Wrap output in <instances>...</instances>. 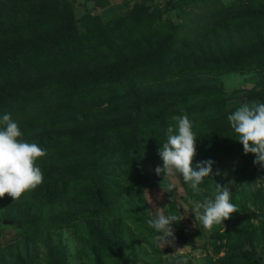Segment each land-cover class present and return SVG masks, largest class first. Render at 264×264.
I'll use <instances>...</instances> for the list:
<instances>
[{
  "label": "rangeland",
  "instance_id": "obj_1",
  "mask_svg": "<svg viewBox=\"0 0 264 264\" xmlns=\"http://www.w3.org/2000/svg\"><path fill=\"white\" fill-rule=\"evenodd\" d=\"M69 2L72 36L35 49L24 70L23 62L0 59V82L7 75L21 82L53 78L34 101L0 111V117L9 113L23 136L36 135L28 140L46 149V155L36 160L40 169L80 157L87 169L73 176L80 180L78 186L108 185L104 193L115 201L103 209L94 196H74L76 206L86 201L88 213L60 215L36 225L0 223V250L23 235L47 234L51 249L46 244L41 247L44 257L56 252L62 264H183L185 257L187 264H221L222 257L224 264H264V168L253 164L254 154L243 152L227 120L243 103H264V52L252 50L264 35V17L245 16L264 0ZM134 60L148 63L137 71L118 73V80L109 83L79 85L71 80L80 61L98 68ZM193 62L214 63L183 68ZM199 85L213 87L176 96ZM152 96L157 99L149 105L135 108L132 103ZM185 114L198 136L193 165L215 161L213 174L197 192L178 174L163 178L154 171L163 163L157 150L174 123L171 118ZM95 124L105 133L101 145L94 142L89 149L77 142L73 145L78 138L73 131ZM149 153L158 158L142 162L140 158ZM170 181L176 189L166 192ZM215 183L229 187L231 202L239 211L209 231L195 221L191 210L213 197ZM133 187L142 192L141 200L128 195ZM157 212L184 216L172 226L173 243L163 248L146 223ZM111 223L116 224L111 228ZM99 232L117 234L118 245L112 238L98 245L92 237Z\"/></svg>",
  "mask_w": 264,
  "mask_h": 264
},
{
  "label": "trees",
  "instance_id": "obj_2",
  "mask_svg": "<svg viewBox=\"0 0 264 264\" xmlns=\"http://www.w3.org/2000/svg\"><path fill=\"white\" fill-rule=\"evenodd\" d=\"M245 16L249 18L264 17V4L250 8L245 12ZM71 19L72 12L69 0H0V59L3 62H23L21 70L26 69L30 54L34 53L35 49L45 45H53V40L58 39V37L63 39L74 34ZM252 50L254 53L264 52V35L262 33L255 41ZM148 57L150 58V56ZM80 62L76 72L72 71L73 78H71L74 83H80L79 85L109 83L112 80H118V73H124L126 70L137 71L148 63L134 60L125 65L113 63L95 68ZM212 63L214 62H193L183 64V68L192 70L212 65ZM64 78L68 79L67 75ZM40 79L42 80L21 82L10 75L4 76L0 82V111L11 110L34 101L40 93L39 89H44L53 82V78L49 75L40 77ZM212 87V85H199L193 88H184L176 96L194 94ZM135 99L132 103L135 108H138L151 104L157 97ZM101 103L96 107L101 106ZM132 120L135 121L134 118ZM73 132L78 136L73 145L77 142L82 148L89 149L92 143L101 145L105 141L103 128L97 124L92 125V127L80 126L78 130ZM35 136H23V139L29 142L28 139H33ZM79 153L81 156L85 155V151H79ZM156 158H158L157 155L149 153L144 154L140 160L146 162ZM80 161H82L80 157H76L71 162L65 161L53 166H44L41 168L44 177L43 182L34 190L23 193L17 200H12L10 196L5 194L3 198H0V223L20 222L23 225H36L47 218L73 213H88L89 210L83 206L86 201L82 199L80 205L76 206L75 201H72L74 196L78 198L91 195L96 198L103 209L110 208L115 197L104 193V187L109 190L110 186L102 185V183H87L78 186L80 180L73 178V176L78 170L87 169ZM112 182L114 185H120L113 180ZM128 195L133 196L136 200L142 199V192L135 187L128 191ZM93 223L92 226L97 229L98 225ZM101 223L103 225V222ZM115 224L109 225L112 228ZM111 238L113 244L117 246L119 242L117 234L110 236L99 232L95 238L92 237V240H95L99 245L106 244V241H110ZM45 244L49 245L48 247L51 249L50 238L47 234H39L35 238L23 235L18 242L0 250V264H62L59 259H56V252L46 258L44 257L45 254L41 247ZM92 249L96 251L95 243ZM225 261L226 257L220 259L221 264H224Z\"/></svg>",
  "mask_w": 264,
  "mask_h": 264
},
{
  "label": "clouds",
  "instance_id": "obj_3",
  "mask_svg": "<svg viewBox=\"0 0 264 264\" xmlns=\"http://www.w3.org/2000/svg\"><path fill=\"white\" fill-rule=\"evenodd\" d=\"M171 119L174 123L167 127L166 140L157 150L163 163L155 167V174H163V178L178 174L191 190L197 192L204 179L213 174L212 165L215 161L201 160L193 165L198 137L193 131V122L186 114L174 115ZM227 120L238 134L243 152L254 154L253 164L264 168V103H243L227 116ZM45 155L46 149L23 139L18 122L11 118V114L5 113L0 117V198L7 194L12 200H17L23 193L40 185L44 177L36 160ZM216 174H219L218 170ZM173 189H176V183L170 181L163 190L171 192ZM237 211L238 207L231 202L229 187L219 183H215L212 198L197 202L191 210L195 221L209 231L214 224L221 225ZM183 218L182 214L157 212L146 221L155 230L159 247L173 243L175 237L172 226ZM183 264H187L186 257Z\"/></svg>",
  "mask_w": 264,
  "mask_h": 264
}]
</instances>
